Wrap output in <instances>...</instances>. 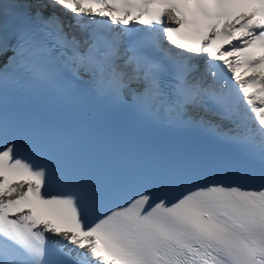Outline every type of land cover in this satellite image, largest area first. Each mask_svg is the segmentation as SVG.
Masks as SVG:
<instances>
[{
    "label": "snow or ice",
    "instance_id": "obj_1",
    "mask_svg": "<svg viewBox=\"0 0 264 264\" xmlns=\"http://www.w3.org/2000/svg\"><path fill=\"white\" fill-rule=\"evenodd\" d=\"M0 264H264V0H0Z\"/></svg>",
    "mask_w": 264,
    "mask_h": 264
}]
</instances>
